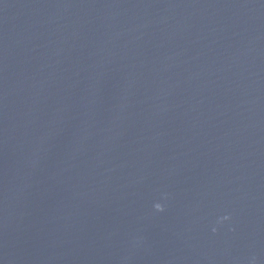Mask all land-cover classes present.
I'll return each instance as SVG.
<instances>
[{
    "label": "water",
    "instance_id": "1",
    "mask_svg": "<svg viewBox=\"0 0 264 264\" xmlns=\"http://www.w3.org/2000/svg\"><path fill=\"white\" fill-rule=\"evenodd\" d=\"M0 264H264V0H0Z\"/></svg>",
    "mask_w": 264,
    "mask_h": 264
}]
</instances>
